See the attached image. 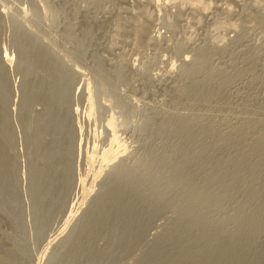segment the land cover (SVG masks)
Returning <instances> with one entry per match:
<instances>
[{"label": "rangeland", "instance_id": "1", "mask_svg": "<svg viewBox=\"0 0 264 264\" xmlns=\"http://www.w3.org/2000/svg\"><path fill=\"white\" fill-rule=\"evenodd\" d=\"M0 264H264V0H0Z\"/></svg>", "mask_w": 264, "mask_h": 264}]
</instances>
